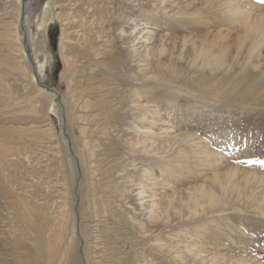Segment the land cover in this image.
Listing matches in <instances>:
<instances>
[{
  "label": "rangeland",
  "instance_id": "obj_1",
  "mask_svg": "<svg viewBox=\"0 0 264 264\" xmlns=\"http://www.w3.org/2000/svg\"><path fill=\"white\" fill-rule=\"evenodd\" d=\"M23 3L0 0V264H264V103L232 97L264 0Z\"/></svg>",
  "mask_w": 264,
  "mask_h": 264
},
{
  "label": "bare ground",
  "instance_id": "obj_2",
  "mask_svg": "<svg viewBox=\"0 0 264 264\" xmlns=\"http://www.w3.org/2000/svg\"><path fill=\"white\" fill-rule=\"evenodd\" d=\"M30 2H32V1H30ZM27 1H25L24 0V3L21 5V7H20V9H21V11H20V13H21V16H22V14H23V17H22V19L23 20H25V13L26 12H28V10H26V8H27ZM19 9V10H20ZM26 10V11H25ZM236 13V11H235V9L232 11V15H234ZM20 17V16H19ZM20 20V19H19ZM21 23H23V21H20ZM130 23V22H129ZM139 23V22H138ZM138 23H136V22H133V23H131V27L129 28V30H128V33H127V36H129V37H134V42L136 43V47H137V45L139 44V45H141V46H144V44H147V43H150L151 41H150V39H151V34H152V32L148 29V26H146L144 23H141V24H138ZM241 24H242V26H243V28H244V30H245V32L248 34V33H250V34H252L253 36H255V37H258L259 38V40H261V39H264V28H263V22H262V19H259V18H256V19H253V20H248V19H246V20H244V21H242L241 22ZM21 26H23V25H21ZM241 26V27H242ZM25 27V26H24ZM24 30V33H25V35H26V37H28V39H29V29L28 28H24L23 29ZM28 35V36H27ZM121 35H122V33H121ZM4 36V35H3ZM119 36V35H118ZM247 36V35H246ZM154 37V36H153ZM250 37V36H249ZM8 38V37H7ZM6 38V39H7ZM9 39V38H8ZM255 39V38H254ZM153 40V39H152ZM256 40V39H255ZM258 40V39H257ZM6 41V45H7V47H8V49H10V46H9V44H8V41L7 40H5ZM27 42H28V40H27ZM131 43H132V41H131ZM152 43V42H151ZM150 43V44H151ZM28 44H29V42H28ZM5 45V46H6ZM22 47H24V44H23V41H22V45H21ZM135 46V45H134ZM140 47V46H139ZM249 47V46H248ZM133 48V47H132ZM135 48V47H134ZM133 48V49H134ZM145 48V47H144ZM147 48V47H146ZM135 49H137V48H135ZM141 49V48H140ZM248 49H250L251 51H252V49H253V47H250V48H248ZM247 54H248V58H251V55L254 53V52H246ZM258 56V55H257ZM223 57V56H222ZM217 63H219V62H217ZM247 63H248V65H249V63H250V59H248L247 60ZM250 64H252V63H250ZM43 69H44V65L43 64H39V63H37V70H38V72L39 73H41L42 71H43ZM248 68H247V64H246V62H245V66L242 68V70H240L239 72H240V77H241V81H240V83H239V85H237V87L235 86L234 88H232V91H233V94H232V97L234 98V99H237V100H239V101H241L239 98H241L243 101H245V100H248V101H255V102H260V103H264V99H262L261 98V93L260 92H255V88H254V86H253V80H255V79H257L258 81L259 80H264V70H261L260 69V67L258 66V64H254V67L252 68V72L254 73V75H253V77H252V80L251 81H249V80H247L246 79V77L244 76V74L243 73H245L246 72V70H247ZM249 72V71H248ZM247 74V73H246ZM256 74V75H255ZM32 80L33 81H35V77L32 75ZM260 82V81H259ZM255 83H257V82H255ZM258 84V83H257ZM259 85V84H258ZM257 85V86H258ZM263 85V84H262ZM100 86V85H99ZM256 86V85H255ZM259 86H261V83H260V85ZM258 88V87H257ZM42 92H44L43 93V96H52V97H54L55 98V95H54V93H45V91L42 89ZM239 97V98H238ZM245 99V100H244ZM261 105V104H260ZM60 106H61V104H60ZM60 106H58V105H56V109H57V112H58V116H59V121H60V123H61V125H62V116H61V113H60V110H59V108H60ZM62 108V107H61ZM63 115V114H62ZM64 118V117H63ZM163 124H165V123H163ZM63 126V125H62ZM167 129L166 128H161V130H160V132L161 133H167ZM169 133V132H168ZM226 185V184H225ZM150 186V185H149ZM149 190V189H148ZM210 194L211 193H207V195H208V200H209V202L210 203H218V201H217V198L216 197H214V196H210ZM138 195H141V192H139V194ZM137 195V196H138ZM136 196V197H137ZM139 197V196H138ZM153 201V200H152ZM82 246V245H81ZM80 251H81V249H80ZM82 253V252H81ZM79 255V254H78ZM79 258H80V256H78ZM81 259V258H80ZM82 264V263H81Z\"/></svg>",
  "mask_w": 264,
  "mask_h": 264
},
{
  "label": "water",
  "instance_id": "obj_3",
  "mask_svg": "<svg viewBox=\"0 0 264 264\" xmlns=\"http://www.w3.org/2000/svg\"><path fill=\"white\" fill-rule=\"evenodd\" d=\"M25 1H27L28 3H27V8H26V10H29L30 9V5H31V2L30 1H32V0H25ZM25 10V11H26ZM21 17H23V14H22V16ZM23 44H24V51H25V54H26V56H27V59H28V61H29V63L31 64V66L33 67V61H32V59H31V57H30V52H29V44H28V42H27V37H26V35H24V39H23ZM33 69V68H32ZM36 78V81L38 80L37 79V77H35ZM50 92H53L54 93V95H55V99L57 100V105L58 106H60V97H59V94H58V92L57 91H51V90H49ZM59 110H60V112H61V118H62V125H64V118H63V112H62V108H61V106H60V108H59ZM61 132H62V134H63V136L65 137V139H66V141H67V144H68V147H69V150H70V152H72L71 151V143H70V141H69V136L68 135H66V132H65V129H64V127H61ZM68 136V137H67ZM76 192V191H75ZM74 196L75 197H77L76 196V193H74ZM75 207H76V201H75ZM81 244V243H80ZM78 253H79V255L81 254V251H80V248L78 249ZM81 256H82V254H81Z\"/></svg>",
  "mask_w": 264,
  "mask_h": 264
}]
</instances>
